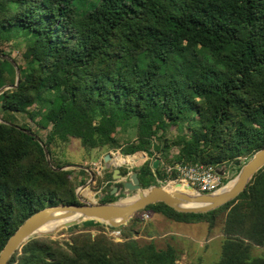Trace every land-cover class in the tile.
<instances>
[{
  "label": "trees",
  "instance_id": "1",
  "mask_svg": "<svg viewBox=\"0 0 264 264\" xmlns=\"http://www.w3.org/2000/svg\"><path fill=\"white\" fill-rule=\"evenodd\" d=\"M20 33L31 42L19 52L21 62L11 58L18 83L0 93V107L49 123L43 140L49 155L51 144L69 138L87 149L120 148L118 132L131 129L134 137L124 138L121 151L130 164L145 154L166 159L175 147L174 162L219 168L264 147V0H0V44H16ZM14 82L13 65L0 57V87ZM4 122L0 250L36 210L80 203L70 172L52 169L34 136ZM169 127L179 133L166 142ZM133 170L142 188L165 180L148 161ZM109 189L99 202L122 197ZM141 210L209 227L223 214L215 264H264V256H251L252 247H264V166L236 198L213 210L183 213L162 202ZM96 230L71 243L31 238L7 264H176L169 245L114 241Z\"/></svg>",
  "mask_w": 264,
  "mask_h": 264
},
{
  "label": "rangeland",
  "instance_id": "2",
  "mask_svg": "<svg viewBox=\"0 0 264 264\" xmlns=\"http://www.w3.org/2000/svg\"><path fill=\"white\" fill-rule=\"evenodd\" d=\"M30 42L31 38L28 34L20 33L17 36L16 44L14 42L1 43L0 50L6 52L10 58L14 57L17 61L21 62L19 52ZM35 108V106H31L28 110L31 111ZM1 118L8 119L12 124L28 130L42 142L46 132L50 128V124L40 116L30 119L26 114L10 113L2 110L0 107ZM178 133L179 130L177 128L169 127L164 131L163 137L167 140L166 142H170ZM133 137L134 131L132 129L118 132L117 138L120 142V148L107 146L87 149L76 138H69L65 142L56 141L50 145L51 154H48V158L53 167L66 166L62 170L70 172L69 180L74 186V190L78 191L82 199L97 201V194L102 193L105 195L110 188L109 186L113 184L110 176L114 168H118L119 173L123 175V172H131L133 168L138 167L145 161L151 163L152 160L158 158L157 167H159V170H162L164 165L172 164L175 161L177 149L169 147L166 159L159 157L158 153H154L152 156L145 154L144 159L137 164L124 163L118 165V167L115 164L116 157L127 155L121 153L122 148L125 146L124 138ZM159 146L162 148V143ZM104 154H110L111 156V159L107 163L102 161V155ZM238 160L240 166L248 159L245 156H241ZM77 166L84 167L87 170ZM104 166L106 167L103 168ZM239 166H235L233 163L226 164L224 172L225 182L223 184L229 182L234 177ZM88 171H91L93 180L84 186L89 180ZM158 184H165V182H158ZM167 187H172V185L169 184ZM175 189L183 190L180 184ZM191 191L195 190L191 189ZM82 192L86 194H82ZM132 194L131 192L130 195ZM145 213L147 216H144ZM223 218V214L219 215L215 220V224L209 227L205 221L185 223L175 221L158 213L139 210L124 225L116 229L120 232L119 242L124 239H132L138 244L151 242L156 248H165L167 245L171 246L177 254L176 264H215L220 257L221 245L225 239L222 233ZM96 228L102 229L103 234L109 238L108 232L111 229L105 224L100 227H83L81 223L77 224L76 228H63L47 236L60 243H71L73 238L81 233L89 232L91 238L95 237L99 233ZM77 239L78 241L81 240V238ZM251 256H264V247H252Z\"/></svg>",
  "mask_w": 264,
  "mask_h": 264
},
{
  "label": "water",
  "instance_id": "3",
  "mask_svg": "<svg viewBox=\"0 0 264 264\" xmlns=\"http://www.w3.org/2000/svg\"><path fill=\"white\" fill-rule=\"evenodd\" d=\"M0 57L8 60L15 70L14 84L1 86V93L3 90L17 85L19 71L10 57L3 54H0ZM0 122L4 121L0 119ZM4 123L11 124L8 122ZM15 127L19 128L18 126ZM21 130L30 136H34L28 130L23 128H21ZM34 138L42 147L44 158L52 169H64L66 167L57 168L51 166L45 145L36 136H34ZM110 159V154H104L102 156V161L104 163H107ZM158 162V158L152 160L151 168L156 169ZM233 164L239 166V160L234 161ZM263 166L264 147L255 151L244 164L239 166L237 173L232 178V184L229 188H221L217 192L213 191L209 193L191 191L192 188L187 182L184 183L186 184L188 192L175 190L179 182L171 183L170 185H172V187L169 189L166 188L168 184H153L146 188H142L136 171L132 170L125 175H121L119 169L114 168L111 174L113 184L109 186V194L114 196L122 195V197H118L116 200L110 202H99V200L104 197V194L98 193L97 201L84 200L79 196L78 191L75 190V195L80 202L79 204L57 203L36 210L27 216L7 238L0 250V264H7L12 254L19 250L21 246L31 238L47 236L60 229L68 228L87 220H94L112 228H117L124 225L136 212L149 204L162 202L173 210L183 213H204L213 210L236 198L237 195L245 189L253 175L263 168ZM81 168L87 170L84 167ZM225 168L226 165L216 168L217 174L223 176ZM88 174L89 180L84 186L93 180L91 171H88ZM131 192L133 193L132 195H130Z\"/></svg>",
  "mask_w": 264,
  "mask_h": 264
},
{
  "label": "built area",
  "instance_id": "4",
  "mask_svg": "<svg viewBox=\"0 0 264 264\" xmlns=\"http://www.w3.org/2000/svg\"><path fill=\"white\" fill-rule=\"evenodd\" d=\"M162 171L165 176V184H171V176L174 174L180 182H187L197 192H213L224 185V175H218L216 167L212 165L172 162V164L164 165ZM144 216L147 214L145 213ZM108 236L114 241L120 240V232L116 228L108 232Z\"/></svg>",
  "mask_w": 264,
  "mask_h": 264
},
{
  "label": "bare ground",
  "instance_id": "5",
  "mask_svg": "<svg viewBox=\"0 0 264 264\" xmlns=\"http://www.w3.org/2000/svg\"><path fill=\"white\" fill-rule=\"evenodd\" d=\"M124 163H130V161L127 157H125V156L116 157L115 164L117 166L122 165ZM179 184L183 188V190H178V189H175V190L181 191V192H188V189L186 188V184L183 181H181ZM231 184H232V179L229 182H227L223 187H220L219 189H217L215 192L219 191L221 188H224V189L229 188L231 186ZM166 188L169 189L170 187L166 186ZM82 194H86V193L82 192Z\"/></svg>",
  "mask_w": 264,
  "mask_h": 264
},
{
  "label": "crops",
  "instance_id": "6",
  "mask_svg": "<svg viewBox=\"0 0 264 264\" xmlns=\"http://www.w3.org/2000/svg\"><path fill=\"white\" fill-rule=\"evenodd\" d=\"M103 156V155H102ZM78 167V166H77ZM89 175V174H88Z\"/></svg>",
  "mask_w": 264,
  "mask_h": 264
},
{
  "label": "flooded vegetation",
  "instance_id": "7",
  "mask_svg": "<svg viewBox=\"0 0 264 264\" xmlns=\"http://www.w3.org/2000/svg\"><path fill=\"white\" fill-rule=\"evenodd\" d=\"M109 182H110V180H109Z\"/></svg>",
  "mask_w": 264,
  "mask_h": 264
}]
</instances>
